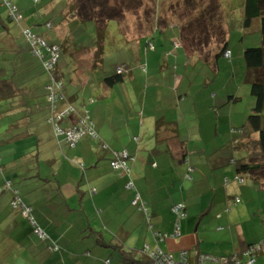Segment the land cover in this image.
<instances>
[{
  "label": "crops",
  "instance_id": "obj_1",
  "mask_svg": "<svg viewBox=\"0 0 264 264\" xmlns=\"http://www.w3.org/2000/svg\"><path fill=\"white\" fill-rule=\"evenodd\" d=\"M22 4L34 25L40 19L54 25L64 14L51 4ZM61 25L51 29L54 39L43 27L35 32L57 44L71 29ZM18 39H8L0 56L20 94L0 103V264H136L158 250L175 258L184 250L245 257L250 244L264 241V176L237 167V159L250 157L235 141L255 100L247 76L235 82L232 33L231 59L192 52L177 24L110 49L115 56L107 52L101 63L96 43L79 51L70 45V60L59 61L65 87L57 91L65 98L57 111L74 107V117L88 116L97 133L76 146L49 123L51 76L31 43ZM220 58L231 70L226 75L219 73ZM123 64V79L106 81ZM206 65L213 79L204 76ZM124 150L134 156L131 175L112 166L115 152ZM130 179L133 188L127 187ZM14 190L60 249L50 248V239L34 232L21 206L14 207ZM137 194L148 212L133 204ZM178 203L186 204L187 216L172 237ZM256 264H264V245Z\"/></svg>",
  "mask_w": 264,
  "mask_h": 264
},
{
  "label": "trees",
  "instance_id": "obj_2",
  "mask_svg": "<svg viewBox=\"0 0 264 264\" xmlns=\"http://www.w3.org/2000/svg\"><path fill=\"white\" fill-rule=\"evenodd\" d=\"M13 4L17 6L15 15L11 14V9L2 0L6 9L8 10L4 15L0 17V56L3 55L2 50H4V43L8 45V39H12L14 36L12 28L4 24L2 17H6L8 22L15 23L16 25L22 26L21 34L26 37V39L31 43V48L34 52V46L32 42L35 40L46 41L48 45H57L59 50L58 61L55 63L54 68H52L53 76L57 82H61L59 90L64 89L65 83L63 80L62 73L59 68V61L61 59L62 47L65 51L70 50V45L72 44L69 36L66 40L61 41V43L54 44L41 33L35 32L33 28L29 25L24 26V10L20 8L14 0H11ZM42 0H31L34 7L38 6ZM54 0L48 2L51 4ZM69 1V2H68ZM63 8L64 14L59 18L58 26L53 25L51 21H45V26L49 29L56 26L61 29L62 23L66 22L69 26L77 25H89L93 23L96 28L97 35L99 36L97 47L94 49V57L97 63H101L105 54L108 51H115V49L121 46H129L131 43H136L137 41H142L148 37L151 32L158 27L169 26L171 16H166L162 13L163 9H169L177 17V24L180 29L181 38L189 46L190 50L198 54H211L218 55L217 57L225 56L227 50L232 51L231 57H226L231 59L233 56V50L230 48L229 44V28L225 21V12L222 4V0H68ZM60 3V2H59ZM58 3V5H59ZM47 5V4H46ZM245 20L244 25L249 26L251 24L253 17L261 18V33L263 45L259 47L247 48L244 57L247 65V80L251 83L252 94L256 98V104L252 109V113L249 115L247 122L239 130L241 136L236 139L237 146H242V149L247 150V155L249 159L245 157L237 159L238 171L250 172L253 174H258V176H264V0H245ZM40 7V6H39ZM144 15H143V14ZM21 16V17H20ZM140 16H144V20H140ZM137 17L140 23V30L138 27H130L131 19ZM27 19V18H26ZM56 19V17H55ZM111 22L116 23L114 30L110 31ZM15 24H13L15 26ZM38 24V22L36 23ZM130 28H129V27ZM76 28V27H75ZM29 30L31 35H28L26 31ZM215 31V33H214ZM117 33V39L107 41V37H111ZM71 43V44H70ZM77 50L82 48L79 45ZM46 59H49L51 52L47 50L45 46L41 47ZM87 49H91L88 48ZM111 49V50H110ZM215 53V54H214ZM4 56H2L3 58ZM41 60L42 64L43 61ZM44 66V64H43ZM45 68V67H44ZM120 68L122 72H119ZM8 67L3 68L0 66V103L7 99H15L18 97L19 90L12 82V76L9 73L6 74L5 71ZM5 70V71H3ZM46 70V68H45ZM49 76L51 72L46 70ZM118 74L116 76H110L106 78L110 84L121 81L123 79V74L127 71V66L125 64L119 65ZM62 76V77H61ZM52 78V77H51ZM50 78V79H51ZM52 81V79H51ZM53 83V82H50ZM49 87L52 84L48 85ZM57 94H59L60 99L58 102H50L49 96L52 90L49 88V93L46 96V101L52 109V115L48 118L49 123L54 128V124L51 121L53 114L57 113L59 108V103L65 97L60 94V92L55 89ZM21 93V92H20ZM237 99V98H236ZM74 107H69L65 112V117L61 123V127L65 130L73 127L76 122L81 118H75ZM70 119H75L72 126L64 128L62 124ZM55 131V128H54ZM96 132V131H95ZM56 133V131H55ZM97 134V133H96ZM65 135L66 134H62ZM94 137L93 135L87 134L82 137L79 142L85 137ZM67 139V136L65 137ZM238 140V141H237ZM78 142V143H79ZM77 143V144H78ZM76 144V145H77ZM75 145V146H76ZM71 146V145H70ZM129 152V151H128ZM130 153V152H129ZM134 158V156L130 153ZM247 157V156H246ZM248 160V161H247ZM133 161V160H132ZM131 162V161H130ZM129 162V165H130ZM3 166V159L0 155V173H2L1 168ZM131 168V165H130ZM132 171V168H131ZM131 175V174H130ZM3 189V188H0ZM15 192V190H14ZM28 206V205H27ZM138 207V206H137ZM33 215V214H32ZM35 218V217H34ZM36 219V218H35ZM32 224V222H31ZM36 224L40 226L39 222ZM33 230L35 232V226L32 224ZM41 227V226H40ZM43 239V238H42ZM50 238H45L44 240H49ZM50 248L60 249L58 243H54L52 239L49 240ZM259 243V242H257ZM256 244V243H253ZM250 244V245H253ZM249 245V246H250ZM57 246V247H56ZM190 251V250H189ZM146 252V251H145ZM155 252V251H154ZM196 251H190L189 257L191 261L196 259ZM153 252H146L140 258L134 259L133 262L136 264H156V258L152 255ZM202 254H207L199 252ZM65 264V263H61Z\"/></svg>",
  "mask_w": 264,
  "mask_h": 264
},
{
  "label": "built area",
  "instance_id": "obj_3",
  "mask_svg": "<svg viewBox=\"0 0 264 264\" xmlns=\"http://www.w3.org/2000/svg\"><path fill=\"white\" fill-rule=\"evenodd\" d=\"M4 2L9 6L11 9L10 13L15 15L17 6L13 4L11 0H4ZM21 17V16H20ZM26 33L28 35H31L30 31L27 30ZM32 36V35H31ZM35 40L32 42V45L34 46V50L37 53V55L42 59L44 67L46 70L51 72V79H52V86L49 87L52 90L51 95L49 96V101L56 103L60 99L59 94L54 91L55 89H59L61 86V82H57L55 80V77L53 76L52 73V68H54L55 63L58 61L59 57V50L57 45L49 46L46 41H42L40 43V40H37L36 37H34ZM39 45V46H38ZM45 46L48 51L51 52L49 59H46L45 54L43 53V50L41 47ZM226 57H231L232 51L227 50L224 54ZM119 72H122V69L120 68ZM67 110L63 111H58L56 114L53 115L51 121L54 124V128L56 131L57 135L61 134H66L67 136V142L71 146H75L79 140L86 136L87 134L97 136L93 123L89 120V117H81L76 124L71 127L70 129H63L61 127V123L65 117V112ZM134 160V158L130 155V153L127 150L120 151V152H115L114 159L112 160V166L115 169H121L123 170L127 175L131 174V168L129 165V162ZM240 181H243V178H239ZM8 187H12V184L10 181L7 183ZM127 187L133 188L134 187V182L130 179ZM16 193V198L13 202L14 207H20L23 209V214L29 218L30 222L34 224L35 226V232L43 239L47 238V234L44 232L43 228L38 226L36 224V220L34 216L32 215V209L31 207L27 206L24 204V202L19 198V195L17 191ZM141 198L139 194L135 197L133 200V204L135 206H138L139 208H143L148 212V208L146 205L141 202ZM186 204L184 203H178L175 204L172 208V211L175 213L177 216V223H176V234H172V236L177 235V233L180 235V220L184 217L187 216V210H186ZM149 214V213H147ZM160 238H166L168 237L167 234H161L159 233ZM264 245V241H260L259 243L250 245L246 252H245V257L239 256V255H231V256H225V257H219L215 255H210V254H202L198 253V251L195 252L196 259L195 261H191L189 257V250H184L181 252L180 257L177 259L175 258L172 254H168L163 252L162 250H158L152 253V255L155 256L156 258V264H256L257 262V257L259 252L262 250Z\"/></svg>",
  "mask_w": 264,
  "mask_h": 264
},
{
  "label": "rangeland",
  "instance_id": "obj_4",
  "mask_svg": "<svg viewBox=\"0 0 264 264\" xmlns=\"http://www.w3.org/2000/svg\"><path fill=\"white\" fill-rule=\"evenodd\" d=\"M23 0H14V2L17 3V5L20 7L22 4ZM26 1V0H25ZM52 0H42L41 3L39 4L40 6H45L46 4H48V2H50ZM68 0H54L51 5H55L56 8H64L65 4ZM71 1V0H70ZM60 2V3H59ZM69 2V1H68ZM224 7V12H225V21H226V25L229 28V34L233 35V39L231 44L234 45L235 47V55H234V63H237L236 68L238 70V76L235 78V82L237 80H239L238 82H245L246 80V71H247V65L245 63V58H244V53L246 51L247 48H251V47H259L263 45L262 42V33H261V18L260 17H253L251 24L249 26L244 25V20H245V0H222L221 1ZM59 3V5H58ZM16 5V4H15ZM48 6V5H47ZM21 8V7H20ZM8 10L6 9L5 5L3 4L2 0H0V17L2 15H4V13H6ZM162 13L164 15L171 16V20L170 23H177L178 17L177 15L175 16L172 11H170L169 9H163ZM143 14V13H142ZM144 15V14H143ZM25 16V20H24V26L29 25L31 26L34 31L38 28V27H43L45 28L42 24H44L43 19L37 20L36 22H39L38 25H34L31 24V20L27 21L26 19V14L24 13ZM144 16H140V20H144ZM2 20L4 21V24H6L7 26H10L12 28V32L14 36H18V40H23L25 41L26 38L24 35L21 34L22 26L21 25H16L15 23H9L6 17H2ZM56 20L54 21V25H57ZM15 24V26L13 25ZM111 30H114L116 27V23L115 22H111ZM71 27V26H70ZM76 27V28H75ZM129 27V26H128ZM131 29L133 30V28H137L140 30V23L137 17H134L131 19V24H130ZM129 27V28H130ZM45 36L50 40V39H54L53 37V32L54 30L51 29H47L45 28ZM57 31V30H56ZM215 33V31H214ZM216 34V33H215ZM60 34H58L59 36ZM73 40L72 42V47L74 44L79 45V46H85V45H93L94 43L97 44L98 42V38L99 36L97 35L96 32V28L95 25L93 23L89 24V25H77V26H72L71 29L68 31V34L65 36H59L62 41L66 40L65 38L68 37ZM111 37H107V41H111V40H115L114 38L117 39V33L113 36V33H110ZM54 43V42H53ZM59 43H61V40L59 41ZM186 43V42H185ZM187 45V44H186ZM98 46V45H97ZM188 47V45H187ZM189 48V47H188ZM127 50V49H126ZM120 52V50L118 51V53ZM62 59H68L70 60V51H65V48L62 47ZM111 56H115L114 53H111L110 51H108L107 57H111ZM118 56V55H117ZM115 61H119V59H117L116 57L114 58ZM221 60H219V73H222L223 75H226L227 72H230L231 70L226 65L225 62H227L225 59L220 58ZM224 63V65H223ZM5 63L0 61V66L4 65ZM129 65V64H128ZM114 74L115 70H111L110 72H107V74ZM100 74H102L101 72L97 75V76H101ZM214 70L213 68H211V66L206 65L204 67V76H208L209 79H213L214 77ZM221 79L223 77H220ZM244 78V81H242V79ZM249 84L251 86V83L249 81ZM241 86L243 87H247V83H242ZM245 94H243L242 92V98L245 99ZM247 98V97H246ZM255 100V103L251 102V105H255L256 104V98L253 97ZM246 101V100H245ZM249 106H250V102H249ZM177 236H179V234L177 233ZM175 237V236H172ZM170 254V253H168ZM178 259V258H177Z\"/></svg>",
  "mask_w": 264,
  "mask_h": 264
},
{
  "label": "bare ground",
  "instance_id": "obj_5",
  "mask_svg": "<svg viewBox=\"0 0 264 264\" xmlns=\"http://www.w3.org/2000/svg\"><path fill=\"white\" fill-rule=\"evenodd\" d=\"M241 177H243V176H241ZM23 213V212H22Z\"/></svg>",
  "mask_w": 264,
  "mask_h": 264
}]
</instances>
